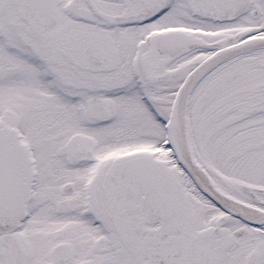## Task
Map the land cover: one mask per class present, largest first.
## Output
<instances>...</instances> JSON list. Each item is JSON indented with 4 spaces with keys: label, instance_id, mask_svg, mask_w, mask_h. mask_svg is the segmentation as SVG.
<instances>
[{
    "label": "snow or ice",
    "instance_id": "1",
    "mask_svg": "<svg viewBox=\"0 0 264 264\" xmlns=\"http://www.w3.org/2000/svg\"><path fill=\"white\" fill-rule=\"evenodd\" d=\"M0 264H264V0H0Z\"/></svg>",
    "mask_w": 264,
    "mask_h": 264
}]
</instances>
